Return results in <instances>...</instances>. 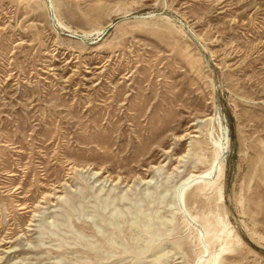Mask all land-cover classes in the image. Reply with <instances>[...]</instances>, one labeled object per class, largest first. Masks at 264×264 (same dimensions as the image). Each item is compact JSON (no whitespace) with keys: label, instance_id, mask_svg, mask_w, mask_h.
Returning a JSON list of instances; mask_svg holds the SVG:
<instances>
[{"label":"rangeland","instance_id":"374dc122","mask_svg":"<svg viewBox=\"0 0 264 264\" xmlns=\"http://www.w3.org/2000/svg\"><path fill=\"white\" fill-rule=\"evenodd\" d=\"M0 264H264V0H0Z\"/></svg>","mask_w":264,"mask_h":264}]
</instances>
